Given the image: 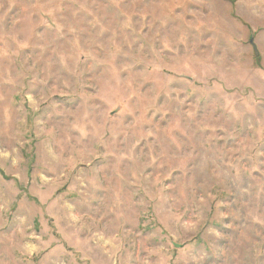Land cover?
Returning <instances> with one entry per match:
<instances>
[{
  "label": "rangeland",
  "instance_id": "rangeland-1",
  "mask_svg": "<svg viewBox=\"0 0 264 264\" xmlns=\"http://www.w3.org/2000/svg\"><path fill=\"white\" fill-rule=\"evenodd\" d=\"M0 264H264V0H0Z\"/></svg>",
  "mask_w": 264,
  "mask_h": 264
}]
</instances>
